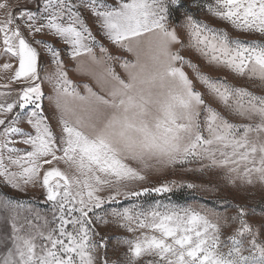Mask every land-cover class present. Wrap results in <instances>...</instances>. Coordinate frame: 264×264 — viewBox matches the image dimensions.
Wrapping results in <instances>:
<instances>
[{
  "label": "snow or ice",
  "instance_id": "obj_1",
  "mask_svg": "<svg viewBox=\"0 0 264 264\" xmlns=\"http://www.w3.org/2000/svg\"><path fill=\"white\" fill-rule=\"evenodd\" d=\"M31 2L34 8L15 13L0 2V55L15 63L2 70L22 84L0 85V181L21 193L39 187L47 207L0 195V264H264V207L257 225L249 221L257 208L247 203L218 211L139 202L192 183L134 187L150 172L179 168L216 172L238 194L264 193V0ZM229 29L261 39L234 38ZM97 35L132 59L110 52ZM38 36L58 39L72 71L89 82L70 79L62 49ZM186 51L253 82L260 94L202 71ZM121 197L133 203L104 209ZM101 224L128 234L115 259Z\"/></svg>",
  "mask_w": 264,
  "mask_h": 264
},
{
  "label": "rangeland",
  "instance_id": "obj_2",
  "mask_svg": "<svg viewBox=\"0 0 264 264\" xmlns=\"http://www.w3.org/2000/svg\"><path fill=\"white\" fill-rule=\"evenodd\" d=\"M22 8H34V4L31 2V0H26L24 3L19 4L17 7H15L12 11L18 12ZM87 16V14H86ZM198 16L200 19L205 20V22L210 23L214 27H220V28H225L227 27L223 22L217 21L215 19L209 18L206 14L204 13H198ZM87 22L89 26L92 28L94 34H97V30L95 25L92 23L91 19H87ZM230 35H232L234 38H240L243 40H259L261 37L254 35V34H244V33H238L235 32L231 29H229ZM37 38H43L48 40L50 43H52L55 47L62 49L61 56L65 61V66L66 69L69 71V78L72 79L76 83H81V82H89L88 77H82L72 71V69L75 66V62L71 61L70 58L67 55V52L64 51L63 49L65 48L62 43L53 37H40L38 36ZM98 39H101L99 35H97ZM101 42L105 44L106 47H109L110 52L113 54H118L122 55L125 59H132L131 54L129 53H124L120 52L115 48V46L109 45V43L106 40L101 39ZM38 47V46H37ZM38 50L41 51V62L44 63L45 65H50L51 63V58L48 56L42 49ZM98 52V49H97ZM183 55L186 56V58L191 59L194 63H199L201 65L202 71H205L209 75H212L214 77H227L228 81L230 83H233L237 86H245L249 87L250 90L257 92V94H260V89L256 86H254L253 82L242 80L237 77H233L230 73H228L226 70H216L211 67L205 66L203 64V61L200 60L198 57H196L193 53L191 52H184ZM1 63V62H0ZM14 67L15 63L12 61ZM116 70L119 72L121 71L119 66L116 65ZM185 71L189 74L190 78L194 79L192 70L189 68H185ZM0 85H9V87L13 90H18L19 88L22 87V84L16 83V82H11L10 77L12 75V72L10 71L9 76L6 78V72H5V82H2V72L0 71ZM43 90L46 94H50L51 88L47 83L42 84ZM6 89L3 87H0V92L5 91ZM197 90L204 91L203 87L199 84H197ZM206 100H209L207 96L205 97ZM43 106L45 109L46 114H50V106L45 99L43 101ZM213 107H218L216 103L212 104ZM239 122V121H236ZM53 128L55 131H59L58 127L56 126L55 120H52ZM21 127H24L25 130H30L27 124H22ZM19 147H25L24 145H18ZM62 170H67L66 166L61 163L59 165ZM188 167H194V166H188ZM169 181H177L178 183H183V184H188L192 183L195 184L197 187L195 188H187V187H182V188H174L172 192L170 193H162V194H157V193H152V194H145L140 198V203L145 204V206L154 203L157 200H163L165 203L169 202V200L173 203L186 206V205H192V206H206L209 208L216 207L218 211H224V205L225 203H247L250 206H254L257 208V212L254 216L249 217V221L255 224H259L260 219H261V213H260V208L264 207V193L260 192H254L251 196L248 194H238L236 191L231 189L230 187H226L223 182V178L220 174L212 171L208 172H188L181 170L179 168L173 170V169H167L164 171L160 172H150L148 173V179L144 182L138 183L134 185V187L139 190L141 187H157L165 182ZM219 186V190L216 192L212 191H205V188L211 189L213 186ZM0 195H7L9 197H15L17 199L23 200V201H31L36 204L37 207L40 208H46L47 206L43 204L44 196H43V191L39 187L35 189H29L27 192L21 193L18 192L6 185L3 184L2 181H0ZM131 203H133V200L131 199H124L123 197L119 198L117 203L112 204L108 203L105 204L103 207L104 209L110 211L112 208H118V207H126L129 206ZM100 211V210H98ZM230 212L232 210H229ZM103 214V212H101ZM110 219V217H109ZM97 231L100 233L101 237L106 238L107 243H108V257L110 259H115L116 255L114 253V250H121L118 247V240L121 239L123 236L128 235L126 232H124L123 229L118 228L114 224H109V225H104L101 224L97 227ZM230 234V232L226 233ZM99 238V237H98Z\"/></svg>",
  "mask_w": 264,
  "mask_h": 264
},
{
  "label": "crops",
  "instance_id": "obj_3",
  "mask_svg": "<svg viewBox=\"0 0 264 264\" xmlns=\"http://www.w3.org/2000/svg\"><path fill=\"white\" fill-rule=\"evenodd\" d=\"M26 0H0V2L7 3L9 5V8L13 10L15 7H17L19 4L24 3ZM4 18V10H0V19ZM0 71L2 72V82H5V72L2 70V65L6 62H12L9 60L7 56L0 55ZM10 71L6 72V78L9 76ZM1 75V74H0ZM1 80V79H0Z\"/></svg>",
  "mask_w": 264,
  "mask_h": 264
}]
</instances>
